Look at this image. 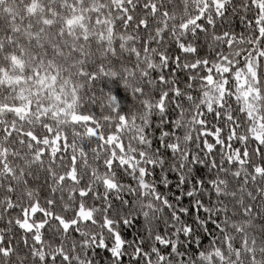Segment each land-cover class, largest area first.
I'll return each mask as SVG.
<instances>
[{"label": "snow or ice", "instance_id": "1", "mask_svg": "<svg viewBox=\"0 0 264 264\" xmlns=\"http://www.w3.org/2000/svg\"><path fill=\"white\" fill-rule=\"evenodd\" d=\"M0 13V264H264V0Z\"/></svg>", "mask_w": 264, "mask_h": 264}, {"label": "trees", "instance_id": "2", "mask_svg": "<svg viewBox=\"0 0 264 264\" xmlns=\"http://www.w3.org/2000/svg\"><path fill=\"white\" fill-rule=\"evenodd\" d=\"M13 8H14L15 12H17V13L19 12V9L16 8V5H15L14 2H13ZM3 16H4V14L3 13H0V17H3ZM235 23H238V22L234 21V24ZM237 30H239V29H237ZM120 94H121V96L124 94L122 90L120 91Z\"/></svg>", "mask_w": 264, "mask_h": 264}]
</instances>
